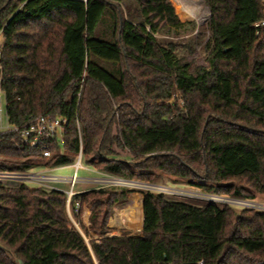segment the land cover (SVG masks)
Returning <instances> with one entry per match:
<instances>
[{
  "label": "trees",
  "instance_id": "obj_1",
  "mask_svg": "<svg viewBox=\"0 0 264 264\" xmlns=\"http://www.w3.org/2000/svg\"><path fill=\"white\" fill-rule=\"evenodd\" d=\"M203 1L207 66L160 39L196 30L170 0H0L10 127L65 121L62 152L56 140L31 148L0 133V172L58 169L81 152L82 162L126 181L264 195V30L254 28L263 0ZM134 193L143 195L142 236L112 237L109 221ZM67 201L0 181V264H264V212L129 187L90 190L70 202L88 243Z\"/></svg>",
  "mask_w": 264,
  "mask_h": 264
},
{
  "label": "built area",
  "instance_id": "obj_2",
  "mask_svg": "<svg viewBox=\"0 0 264 264\" xmlns=\"http://www.w3.org/2000/svg\"><path fill=\"white\" fill-rule=\"evenodd\" d=\"M262 4H263V12H264V0L262 1ZM254 28L256 30V34L260 35L261 31L264 30V18L260 22L256 23L254 25ZM0 62H1V48H0ZM2 114H3V106L0 100V128L2 126V121H3ZM64 124H65V121L61 119L37 118L23 129L11 128L5 133L11 132V133L18 134L22 138L23 143L26 146L35 148L38 145L42 144L43 142H50L52 140L58 141L59 132L62 133L61 134V142H62ZM43 155L45 158H49L51 156V152L49 150H46ZM74 165L76 168V172L72 177L55 176L53 174L55 169H43L41 171L38 170V171L23 172V173L22 172H0V181L12 182V183H18V184L34 183V184H37L41 188L66 194L68 198L67 208H68L70 219L72 218V212L70 210V202L72 198H74L75 196L84 194L90 190H99V189L108 188V187H129V188H134L136 190H141V191H154V192L164 193L170 196L173 195V197L176 196L179 199L196 200V201H201V202H212V203L228 205V206H232V207L240 208V209H251V210L264 212V203H259L256 200L235 199V198H230L226 196H218V195H211V194H205V193H198V194L191 193V195H189L191 199L187 198V196L179 197V195H184L182 193H185V192L180 191L178 193H175L174 191H178V190H174L166 186L163 187V186H157V185L147 184V183L126 181V180L116 178L110 175L101 174L99 171L95 169H94L95 170L94 172L96 173V175H94L93 177L86 178V179L79 178L77 175L78 170L80 168H84L82 166V153L81 152L77 156V161ZM84 184H92L93 188L89 190L75 191V188L77 185H84ZM62 186H68L69 188L68 190H64L62 189ZM80 208H81V204L79 202H76L74 206V210H73L74 213L78 214L80 211ZM74 226L78 228L76 224Z\"/></svg>",
  "mask_w": 264,
  "mask_h": 264
},
{
  "label": "rangeland",
  "instance_id": "obj_3",
  "mask_svg": "<svg viewBox=\"0 0 264 264\" xmlns=\"http://www.w3.org/2000/svg\"><path fill=\"white\" fill-rule=\"evenodd\" d=\"M182 1L185 2V3H189V4L190 3H194V2L199 3L200 6H201V10L202 11H205V10L208 11L206 17L202 21L198 22V21H196V19L192 18L189 14H187L186 12H184L182 10L179 0H170V2L176 7L178 12L183 13V15H185L184 18H182L181 21H183V22L184 21L193 22L195 24V26H196V30L193 33L189 34V35H184V36H181V37H161L160 39L162 41H170V40H172L173 42L177 43V45H178L177 55H178L179 58L185 60L186 62L194 63L195 66H207L206 55H205V53L203 51V48H204V45L207 43V41L209 39V33L207 32L206 27H207V23H208V21L210 19V11L207 8V6L205 5L203 0H182ZM126 9L127 8L123 9V12H124L125 16H127ZM175 99L177 100V103L179 104V106L182 107L183 106L182 100L181 99H177V96H176ZM0 100H1L2 106H3V114H2L3 121H2V126L0 128V133H5L9 129H11V127H10L8 121H7V117H6V101H5L4 93L2 91H0ZM167 103L171 104V103H173V100H171V101H169ZM61 134L62 133L59 132L58 142H59V146L61 147V152H62L63 151L62 150L63 144L61 142ZM82 166L85 169L84 168H80L78 170V174L77 175H78L79 178L86 179V178H91L94 175H96V173L94 172L95 171L94 168L91 165H89L88 163H86V161L82 162ZM41 170H43V169H41ZM75 172H76V168H75V165L73 164V165L63 166V167H60L58 169H55L53 174L55 176H59V177H72L75 174ZM27 185L29 187H31V188H40L37 184H34V183H29ZM155 185H157V184H155ZM157 186H163V185H157ZM175 186H177V187H175ZM185 186L186 185H175L173 183H169V187L170 188H172L174 190H178V191H174L175 193H178L180 191L181 192H185V193H182L184 195H179V197H186L187 196V198L191 199V197L189 196V195H191V193H197V194L198 193H202L200 191L187 188ZM163 187H165V186H163ZM68 188H69L68 186H62V189H64V190H68ZM92 188H93L92 184L77 185L76 188H75V191L89 190V189H92ZM134 194H141V193H134ZM176 198H178V197H176ZM256 201L259 202V203H264V195L257 194L256 195ZM199 202H201V201H199ZM91 207H92L91 204L85 205L82 221H83V224L86 227L90 226L89 217H90V214H91V212H90L91 211ZM123 208L124 207L116 208L114 215L111 217V219L109 221V224H110V222L112 220V222H111L112 225H116V226L122 225V224H119L120 223L119 220H117L118 222L116 223L115 221H113V219L116 216L121 218V216L123 217V215L128 217V218H130V219H132L134 221V223L136 221H138V220H141L138 217V212H136L137 216L133 215L132 213L125 214V213L122 212ZM70 210H71V208H70ZM71 221H72L73 225L76 224V226L78 227V230L81 232V234L84 236L86 241L89 243L92 240V238H90V236H92V233H90L89 235L84 233V231H82L79 228V226L77 225V223H76V221H75L73 216L71 218ZM113 223H116V224H113ZM129 223H130V220L127 223H125V225H127V227L126 226L125 227L130 229L131 223L130 224ZM135 224L132 227L137 228L138 226H135ZM122 232L123 233H131V234L136 233V231H133V228L130 229V230H126V231L122 230Z\"/></svg>",
  "mask_w": 264,
  "mask_h": 264
},
{
  "label": "crops",
  "instance_id": "obj_4",
  "mask_svg": "<svg viewBox=\"0 0 264 264\" xmlns=\"http://www.w3.org/2000/svg\"><path fill=\"white\" fill-rule=\"evenodd\" d=\"M135 196H141V203H139L136 199H135ZM137 205L139 206L138 207V217L141 219V210L143 211V195L142 194H132L130 195L129 199H128V202L125 206H123L124 208L123 209H128V208H131V207H137ZM137 213H134L133 215H136ZM137 216V215H136ZM117 218H119L118 216H116L113 220H116ZM122 220L119 221L120 223L119 224H122L120 226H116V225H112L111 222L110 224L108 225V227L111 229V236L112 237H119V236H122L124 233L122 232V230H130L133 228V231H136V233L134 234H131L129 233L131 236H134V237H141L142 236V229H143V223H144V214L142 215V219L141 220H138L134 223V221L126 216L123 215V217L121 216ZM124 220V221H123ZM130 220V229L129 228H126L127 225H125V223H127L128 221ZM132 220V221H131ZM129 223V224H130ZM113 224H116V223H113ZM135 224V226H138L137 228H134L132 227L133 225ZM126 226V227H125ZM129 226V225H128Z\"/></svg>",
  "mask_w": 264,
  "mask_h": 264
},
{
  "label": "bare ground",
  "instance_id": "obj_5",
  "mask_svg": "<svg viewBox=\"0 0 264 264\" xmlns=\"http://www.w3.org/2000/svg\"><path fill=\"white\" fill-rule=\"evenodd\" d=\"M179 2H180V6H181L182 10L184 12H186L187 14H189L192 18L196 19V21H198V22L202 21L206 17V15L208 13L207 10L202 11L200 4L197 3V2L190 3V4L189 3H185L182 0H179ZM135 199L139 203H141V201H140L141 200V196H135ZM138 207L139 206L137 205V207L134 206V207H131V208H128V209H123L122 212L125 213V214H129V213L134 214V213H136ZM117 220L121 221L122 219L121 218H117L116 220H113V221H115L117 223L118 222Z\"/></svg>",
  "mask_w": 264,
  "mask_h": 264
},
{
  "label": "water",
  "instance_id": "obj_6",
  "mask_svg": "<svg viewBox=\"0 0 264 264\" xmlns=\"http://www.w3.org/2000/svg\"><path fill=\"white\" fill-rule=\"evenodd\" d=\"M0 78H1V69H0Z\"/></svg>",
  "mask_w": 264,
  "mask_h": 264
}]
</instances>
